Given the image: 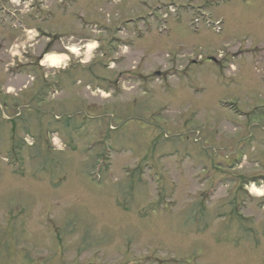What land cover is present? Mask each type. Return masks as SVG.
Returning <instances> with one entry per match:
<instances>
[{"label":"rangeland","instance_id":"374dc122","mask_svg":"<svg viewBox=\"0 0 264 264\" xmlns=\"http://www.w3.org/2000/svg\"><path fill=\"white\" fill-rule=\"evenodd\" d=\"M24 250L264 264V0H0V264Z\"/></svg>","mask_w":264,"mask_h":264},{"label":"bare ground","instance_id":"6f19581e","mask_svg":"<svg viewBox=\"0 0 264 264\" xmlns=\"http://www.w3.org/2000/svg\"><path fill=\"white\" fill-rule=\"evenodd\" d=\"M87 47H88V49H92V48H93V45H92V44H88ZM71 51H72V52H76V51H79V49H78V48H74V47H72V48H71ZM45 62H48V63H50L51 65L56 66L57 64L61 63L62 60H61V58H59V56H57V55H55V54H49V55L46 57ZM253 190H254L255 192H257L258 194H260L261 191H262V190L256 188L255 186H253Z\"/></svg>","mask_w":264,"mask_h":264},{"label":"flooded vegetation","instance_id":"af4514ba","mask_svg":"<svg viewBox=\"0 0 264 264\" xmlns=\"http://www.w3.org/2000/svg\"><path fill=\"white\" fill-rule=\"evenodd\" d=\"M20 252H22L24 254L23 259H21V264H37V261H35V259L33 260V256L30 255V251L24 250V251H20ZM10 255L11 254H8V256H10ZM12 258H13V256H12ZM15 262L17 264H19L17 259L15 260Z\"/></svg>","mask_w":264,"mask_h":264}]
</instances>
